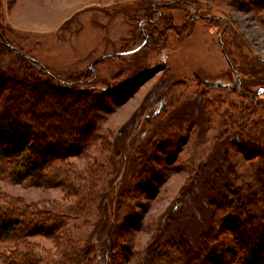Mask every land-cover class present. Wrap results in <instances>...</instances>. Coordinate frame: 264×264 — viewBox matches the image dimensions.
<instances>
[{
	"label": "rangeland",
	"instance_id": "374dc122",
	"mask_svg": "<svg viewBox=\"0 0 264 264\" xmlns=\"http://www.w3.org/2000/svg\"><path fill=\"white\" fill-rule=\"evenodd\" d=\"M0 29L97 103L94 138L67 159V181L0 176V209L66 219L54 235H17L23 251L43 264H65L81 248L90 264H190L195 253L174 247L160 256L172 239L198 251L195 264L239 263L234 224L261 222L258 203L233 192L253 194L259 160L242 144L264 122L263 3L0 0ZM13 57L0 52V73ZM243 111L255 122L247 131ZM227 195L237 201L223 203ZM9 248L0 242V264Z\"/></svg>",
	"mask_w": 264,
	"mask_h": 264
},
{
	"label": "trees",
	"instance_id": "16d2710c",
	"mask_svg": "<svg viewBox=\"0 0 264 264\" xmlns=\"http://www.w3.org/2000/svg\"><path fill=\"white\" fill-rule=\"evenodd\" d=\"M257 1L264 5V0ZM4 50L13 51L15 57L7 72L0 73V176H10L16 182L26 178L41 185H61L63 180L67 181V177H70L67 159L85 152L94 138L92 131L97 103L93 99H96V94L79 89L76 85L68 87L61 84L64 82L43 63L12 45L0 29V52ZM250 116L248 111H243L240 128H245V131L255 124ZM257 127L260 131L248 136L242 144V150L251 154L250 159L259 158L253 162V194L250 191L233 193L238 200L248 196L249 200L258 203L261 222L256 225L250 223L247 228H251L246 231L241 225L234 224V228H240L237 238L242 245L238 264H264V122ZM71 190L73 196L80 194L77 189ZM229 192L232 193L231 190ZM228 198L223 203L230 205L236 200L234 197ZM13 208L0 209V242L10 246L5 258L7 263L43 264L36 259V255L30 254V248L23 251L22 244L15 237L23 234L54 235L66 226V219L56 212H39L35 213V217H23L22 213L26 210L17 212ZM232 214L235 215L234 210ZM65 234L69 239V234ZM112 235L110 228L111 240ZM168 247L189 255L195 253L190 257V264H195L196 257L200 256L198 251L196 253L190 249L188 242L172 239L161 243L158 250L160 256ZM82 249H74L65 264H90V252ZM213 252H206L205 255ZM204 253L201 252V255ZM214 263L224 264V261L219 258Z\"/></svg>",
	"mask_w": 264,
	"mask_h": 264
},
{
	"label": "water",
	"instance_id": "95a60500",
	"mask_svg": "<svg viewBox=\"0 0 264 264\" xmlns=\"http://www.w3.org/2000/svg\"><path fill=\"white\" fill-rule=\"evenodd\" d=\"M228 62H229V64L233 67V64H232V62L228 59Z\"/></svg>",
	"mask_w": 264,
	"mask_h": 264
}]
</instances>
